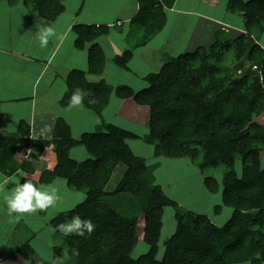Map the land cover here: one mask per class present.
Listing matches in <instances>:
<instances>
[{
	"label": "trees",
	"instance_id": "16d2710c",
	"mask_svg": "<svg viewBox=\"0 0 264 264\" xmlns=\"http://www.w3.org/2000/svg\"><path fill=\"white\" fill-rule=\"evenodd\" d=\"M23 1L29 9L52 20L65 8V0ZM154 2L143 0V21L153 16L150 5H160ZM227 8L245 18L246 32L230 39L219 34L213 49L201 45L193 52L165 55L161 69L146 76L145 88L136 89L129 84L113 87L104 81L90 83L86 73L78 70L69 77L63 104H69L76 89L85 94L84 105L98 113L111 93L132 99L149 108L148 133L141 135L103 121L94 132L78 139L72 138L68 130L60 133V124L51 139H36L30 136L26 123L20 122L15 135L0 136L1 168H5L6 160L19 146L40 153L52 145L55 164L42 171L40 180L50 182L62 177L72 189L85 195L75 207L54 216L51 224L55 227L79 215L90 219L95 230L83 237L56 231L59 245L51 264L57 258L63 264H236L250 258L258 261V255L264 256V124L258 120L264 116V56L259 44L264 32V0H229ZM75 29L76 46L80 48L109 31L107 25H78ZM89 52V72L101 74L106 62L103 50L95 43ZM229 54L235 61V72L221 82L216 78L221 72L217 71L218 63ZM131 58L132 52L125 51L114 58V63L128 68ZM249 62L257 63L262 75L247 66ZM241 68L243 73L238 74ZM103 91L106 98L100 95ZM90 98L97 102L90 104ZM225 133L234 136L227 147H222L220 138ZM137 138L151 144L155 156L191 161L204 175L207 191L221 195L216 210L220 213L224 206L234 207L230 221L217 224L207 214L188 210L170 198L163 185L156 182L154 171L160 163L148 164L131 149L128 140ZM76 145L85 146L89 157H73ZM237 158L243 165L240 173L234 167ZM25 162L28 166L31 160ZM120 165L124 169L119 180L109 189L110 177ZM221 167L226 168L222 179L210 175ZM34 182L38 186V181ZM165 207H173L176 228L164 242V255L158 258ZM142 215L147 218L149 248L134 257L132 252L138 242L135 221ZM247 244L245 251L243 245ZM63 245L67 255L62 251ZM73 248L79 251L78 257L71 255ZM21 252L32 260L35 250L26 244Z\"/></svg>",
	"mask_w": 264,
	"mask_h": 264
},
{
	"label": "crops",
	"instance_id": "0c3cea01",
	"mask_svg": "<svg viewBox=\"0 0 264 264\" xmlns=\"http://www.w3.org/2000/svg\"><path fill=\"white\" fill-rule=\"evenodd\" d=\"M119 1L121 0H65L64 10L53 20L44 18L38 12L29 9L23 0L0 1V136L15 135L20 122L26 123L25 127L29 128L30 136L36 139H51L55 136L56 126L54 125L59 121L66 123L60 128V133L66 134L67 130H70L69 133L74 139L82 137L85 133H91V131L83 130L78 122L80 117L74 115L72 111H77L78 106L69 107V104L62 103L68 91L69 77L73 71L78 70L86 73L88 82L97 81L101 77L108 82L110 65L114 63L117 55L124 52L120 51L122 48L125 49L124 43L127 39L126 47H130L132 58L128 61V68L125 69L130 71L131 64H134L136 68L137 58L143 57V62L149 64L147 59L152 53H147L151 50V41L156 37L162 41L160 47L158 46L161 49L159 50L161 67L165 63V55L176 56V53L165 52V45L168 42L164 35L167 30L164 28L165 23L180 25L187 30L189 29L188 20L191 15H195L209 22H217L219 25H231V28L235 26L241 33L246 32L245 18L228 11L229 0H217L218 6L210 4L208 0H174L172 4L168 2L170 0H156L160 5H150L153 7V16L146 18L145 21L141 17L143 16V0H129L130 5L119 16H115L116 14L112 11L124 9L119 7ZM216 7L218 11H221L213 14L212 9ZM38 17L55 25L56 35L50 38L46 48H41L34 36L27 34L29 31L33 33L36 31L35 24ZM190 24L198 23L190 19ZM78 25H107L109 31L80 48L76 46L78 34L75 26ZM152 27H154L152 30L154 34L147 35L146 32H149ZM127 28L130 30L129 37L126 35ZM192 30L193 28L187 30L189 35ZM225 35L222 37L225 38ZM95 43L100 46L106 56L105 68L101 74L89 72V51ZM259 44L262 47L261 55L264 56L262 38L259 39ZM180 47L182 45L176 43L173 49L179 51ZM137 70L131 71L136 73ZM110 85L114 87L113 82ZM113 94L111 93L110 100ZM123 100L134 107L133 111L136 114L143 107L134 104L132 99ZM79 109V112L93 110L86 107L84 103L79 106ZM19 148L11 155L10 161L6 160L5 168L0 167V181L5 177L14 179L18 176L22 183L25 178L19 176L23 174L38 181V187L53 185L60 197L61 190L64 191L66 187V183H63L65 178L57 177L50 182L40 180L42 171L55 164L53 146H47L40 153L33 151L31 154L24 146ZM73 150L75 148L72 152ZM27 160H31L28 166L25 162ZM14 186L9 184L7 187L11 189ZM61 200L60 197L58 202L46 211L9 223L6 205L0 196V264H25L26 261L28 264L52 263L59 244L56 233L50 231L53 228L51 220L64 210L60 205ZM48 213L53 214L51 216ZM41 241L43 242L40 243ZM26 244L35 250L32 260L21 252V248Z\"/></svg>",
	"mask_w": 264,
	"mask_h": 264
},
{
	"label": "rangeland",
	"instance_id": "374dc122",
	"mask_svg": "<svg viewBox=\"0 0 264 264\" xmlns=\"http://www.w3.org/2000/svg\"><path fill=\"white\" fill-rule=\"evenodd\" d=\"M210 4L214 6H218L217 0H208ZM130 5L129 0H121L119 1V7H123L124 9L120 10H114L112 13H115V16H119L125 8ZM212 9L213 14L219 13L221 10ZM229 11V10H228ZM230 12V11H229ZM224 15V12H222ZM221 14V15H222ZM163 18V17H162ZM188 18V17H187ZM163 19H166L164 17ZM190 19L195 20L198 24L193 25L190 24ZM190 19L188 20V28L187 30H192L191 34H188V31L185 29V27L174 26L172 23H165L164 28L165 30L164 35L167 37L168 42H166L165 45V52L168 53H176V55L181 54L183 52H193L199 46L205 45L206 47L213 49V47H217V44L215 45V42H217L216 38L218 34L225 35L227 37L226 39L230 38H236L240 36V32L236 30V27L231 28V25H219L217 22H209L201 17L191 15ZM187 25V24H186ZM143 26V25H141ZM246 27V26H245ZM154 27L150 29L149 32H146L147 35H153L154 32L152 31ZM144 29V28H143ZM218 33V34H217ZM126 35L130 36V30L127 28ZM143 35V31H142ZM142 37V36H141ZM143 38V37H142ZM261 38L264 40V32L262 33ZM151 41V40H150ZM149 41V42H150ZM162 41L161 39L157 38L155 40L151 41V50L147 53H152L149 58L147 59L149 64L145 61L143 62V57L137 58L136 63L134 67V64H131V68H129L130 71L126 70L125 68L118 67L117 64H111L110 68L108 70V77L109 81L106 82L102 77L99 78L97 81H89L90 83H100L104 81L107 84H111L113 82L114 87L118 84H129L133 86L136 89H142L145 88L148 85V81L145 79L146 76L150 72H155L158 69L160 70V60L159 57V50H161L159 45H161ZM182 45L180 47L179 51L174 50L173 46L175 44ZM128 46V39L125 40L124 47L121 49L120 52L130 51V47ZM159 46V47H158ZM158 47V48H157ZM220 47V45H219ZM178 49V48H177ZM123 52V53H124ZM159 61V62H158ZM250 63V62H249ZM244 64V62L242 63ZM128 65V64H127ZM241 65V62L239 66ZM235 61L232 59V57L229 55H225V59L222 61V63H218V70L221 71L219 73V76L216 77L219 81L227 79L228 77H231L233 72H235L234 69ZM220 67V68H219ZM240 68V67H239ZM137 70L136 73H133L131 70ZM234 69V70H233ZM158 70V71H159ZM238 70V74L243 73V68ZM260 75V74H259ZM101 97L106 98V93L103 91L100 93ZM108 101L106 105H104L101 109V112L98 113L96 110H82V112H79V106L77 111L72 110L74 112V115H77L80 117L78 120L79 125H82L83 130L87 132H94V130L99 126L103 121L110 122L117 124L119 126H122L124 128H127L129 130H132L138 134L144 135L148 133V113L149 108L143 106L140 108L141 110L139 113L136 114L134 110V107L128 103L125 102L123 99L119 98L115 94H113L112 99L110 100V97H107ZM110 100V102H109ZM109 102V103H108ZM135 104V102L133 101ZM140 106V105H139ZM262 124H264V116L260 117L258 119ZM65 122L59 121L56 122L54 127L57 125H63ZM70 131V130H68ZM234 135L232 133H225L220 138V144L222 147H227L230 143V140L232 139ZM128 143L131 147V149L134 151L136 155L142 156L146 159L148 164H153L155 162H159V166L156 168L154 173L156 174V182L163 185L165 193L175 201H177L180 205L184 206L188 210H191L195 213H201V214H207L209 217L212 218V220L220 225H223L230 221L233 212L234 207L232 205H227L222 208V210L217 211L216 206L221 203V195L215 194V193H209L206 189L205 183H204V175L199 171V169L191 163L188 159H170V158H162L159 156L154 155V147L145 142L143 139H129ZM75 150H73L72 155L73 157L82 160L89 157V153L86 150V147L83 145H76L74 146ZM20 149V148H19ZM30 154L33 152V149H29ZM28 151V152H29ZM264 152V150H263ZM261 164L264 167V153L261 156ZM242 161L240 158H237L235 160L234 167L235 169L240 173L242 170ZM124 169V166L120 165L115 172L110 177V183H108V188H114L115 184L118 182L120 174L122 173ZM226 168L221 167L213 172H211L210 175H215L219 179H222L223 174L225 172ZM67 180V179H66ZM62 180L63 183H66V187H64V191L61 190V202L63 211L70 210L71 208L75 207L79 202H81L85 195L82 191L72 189L67 181ZM62 183V184H63ZM220 195V196H219ZM256 210V209H254ZM253 210V212H254ZM54 213V212H53ZM52 213V214H53ZM175 211L173 207H165L164 211V230L162 232V238L159 241V251L157 254L158 258H161L164 255L165 251V241L170 238L176 228V220H175ZM255 213V212H254ZM52 214L48 213V215ZM136 226V236L138 238L137 245L135 246L132 255L134 257H139L140 255L147 252L149 246L147 243V218L145 216H140L135 221ZM65 240V238H64ZM62 240V241H64ZM41 241L40 243H42ZM245 246V247H244ZM249 245H243V249L248 251ZM62 251H64V254L67 253V248L65 245H63ZM84 254H86V249L82 250ZM82 252V253H83ZM227 259L228 257H223ZM258 261H254L251 258L243 261L238 262L236 264H264V256L262 254L257 256ZM64 261V260H63Z\"/></svg>",
	"mask_w": 264,
	"mask_h": 264
},
{
	"label": "clouds",
	"instance_id": "9594fccd",
	"mask_svg": "<svg viewBox=\"0 0 264 264\" xmlns=\"http://www.w3.org/2000/svg\"><path fill=\"white\" fill-rule=\"evenodd\" d=\"M35 29L34 33L29 31L27 34L33 35L41 48H46L49 45L50 38L56 35L55 25L49 24L43 18L38 17ZM60 38L62 39V37ZM89 96H91V93H89ZM84 98L85 94L83 91L76 89L70 98L69 107L82 105ZM96 102L94 98L89 99L90 104H95ZM17 177L14 179L5 177L0 181V196H2L6 205L9 223L40 211H46L53 207L60 199L58 190L53 185H40L38 187L33 177L20 175L19 177L25 178L23 183ZM9 184H14L15 186L8 189L7 186ZM94 230L95 225L93 222L90 219H83L79 215H74L70 221L61 223L50 229L52 232L59 231L64 235L79 237L85 236L86 233L91 235ZM64 255H67V253ZM71 255L78 257L79 251L73 248ZM25 264H28V261ZM54 264H63V262L60 258H57Z\"/></svg>",
	"mask_w": 264,
	"mask_h": 264
},
{
	"label": "built area",
	"instance_id": "2783aa9c",
	"mask_svg": "<svg viewBox=\"0 0 264 264\" xmlns=\"http://www.w3.org/2000/svg\"><path fill=\"white\" fill-rule=\"evenodd\" d=\"M247 66H250L252 68V70H256V71L258 70L260 75H262L261 69H259L260 66L257 63L251 64V65H247ZM239 71H241V70H239Z\"/></svg>",
	"mask_w": 264,
	"mask_h": 264
}]
</instances>
